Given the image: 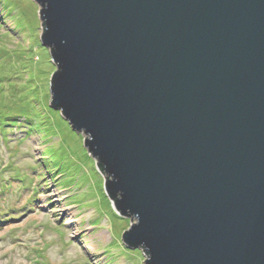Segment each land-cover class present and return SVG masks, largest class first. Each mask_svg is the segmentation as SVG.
<instances>
[{
    "label": "water",
    "instance_id": "1",
    "mask_svg": "<svg viewBox=\"0 0 264 264\" xmlns=\"http://www.w3.org/2000/svg\"><path fill=\"white\" fill-rule=\"evenodd\" d=\"M51 107L145 264H264V0H34Z\"/></svg>",
    "mask_w": 264,
    "mask_h": 264
},
{
    "label": "rangeland",
    "instance_id": "2",
    "mask_svg": "<svg viewBox=\"0 0 264 264\" xmlns=\"http://www.w3.org/2000/svg\"><path fill=\"white\" fill-rule=\"evenodd\" d=\"M42 30L34 0H0V264H145L87 136L50 105Z\"/></svg>",
    "mask_w": 264,
    "mask_h": 264
},
{
    "label": "trees",
    "instance_id": "3",
    "mask_svg": "<svg viewBox=\"0 0 264 264\" xmlns=\"http://www.w3.org/2000/svg\"><path fill=\"white\" fill-rule=\"evenodd\" d=\"M3 122H5V120H2Z\"/></svg>",
    "mask_w": 264,
    "mask_h": 264
}]
</instances>
